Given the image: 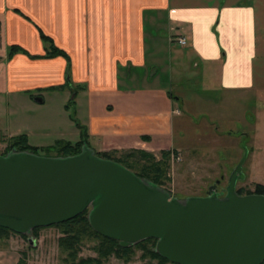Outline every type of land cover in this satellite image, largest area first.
Masks as SVG:
<instances>
[{
	"label": "crops",
	"instance_id": "0c3cea01",
	"mask_svg": "<svg viewBox=\"0 0 264 264\" xmlns=\"http://www.w3.org/2000/svg\"><path fill=\"white\" fill-rule=\"evenodd\" d=\"M40 34L67 58L44 57ZM11 46L20 50L8 56ZM261 66L264 0H0V117L7 124L20 105L57 102L79 136L65 108L73 100L94 152L180 150L173 80L188 70L201 88H217L221 104L261 88ZM16 132L33 145L27 127Z\"/></svg>",
	"mask_w": 264,
	"mask_h": 264
},
{
	"label": "water",
	"instance_id": "95a60500",
	"mask_svg": "<svg viewBox=\"0 0 264 264\" xmlns=\"http://www.w3.org/2000/svg\"><path fill=\"white\" fill-rule=\"evenodd\" d=\"M246 156L224 193L179 199L86 143L68 156L11 150L0 154V226L30 234L88 209L90 226L122 247L154 238V250L176 264H260L264 195L235 189Z\"/></svg>",
	"mask_w": 264,
	"mask_h": 264
},
{
	"label": "rangeland",
	"instance_id": "374dc122",
	"mask_svg": "<svg viewBox=\"0 0 264 264\" xmlns=\"http://www.w3.org/2000/svg\"><path fill=\"white\" fill-rule=\"evenodd\" d=\"M188 72L184 70L181 83L173 80L177 96L175 106L181 110V116L174 119L173 142L181 145V149L171 151L166 158L167 169L160 187L179 199L205 196L211 187L216 193H224L229 176L245 149L243 178L237 179L235 189L246 193L252 192L256 184L264 185V82L261 88L247 92L243 97L231 93L234 94L232 99L220 104L217 88H201L196 75ZM197 95L203 100L212 98L220 106L198 104ZM35 108L20 105L15 116H8L7 124L0 117V153L5 151L8 136L18 133V127H27L29 142L39 147L51 145L63 137L72 141L79 139L76 131H70L64 124L57 102ZM18 115L22 119L17 120ZM122 151L125 150L109 148L100 152H110L118 157ZM152 154L155 161L162 158L161 152ZM62 236L64 234L56 226L42 227L36 235L30 233L26 237L9 233L6 239L0 240V264H17L21 258L24 264H65L70 260V251L59 243ZM99 242L98 237H83L77 244L75 261L98 257L95 247ZM142 253V248L134 247L127 260L111 253L107 258H101V263L158 264L157 259L142 258Z\"/></svg>",
	"mask_w": 264,
	"mask_h": 264
},
{
	"label": "trees",
	"instance_id": "16d2710c",
	"mask_svg": "<svg viewBox=\"0 0 264 264\" xmlns=\"http://www.w3.org/2000/svg\"><path fill=\"white\" fill-rule=\"evenodd\" d=\"M42 40L46 44L44 57L50 58L56 55H62L67 58V55L64 51L55 46L52 40L45 34H40ZM20 50L16 46H11L8 52V56L12 55L13 52ZM22 50V49H21ZM23 51V50H22ZM34 57V56H32ZM50 89L56 87H48ZM73 100H70L68 104H65V108L69 111V115L75 125L79 128V139L75 142L57 139L53 144L48 146H34L28 143L27 137L25 134L11 135L7 138V146L5 151L0 154H6L11 150L15 151H28L35 154H40L38 151L44 152L46 156H68L77 154L81 151L83 144H88L87 133L85 127L82 126L75 118L72 107ZM51 152V153H49ZM97 156L108 158L114 160L128 169L132 170L141 178H146L156 185L160 186L164 182V173L167 169L166 158H169L171 151L162 150V158L155 161L153 154L144 150L139 149H129L122 151L118 157L112 156L110 152H94ZM147 159V161H146ZM142 161V162H141ZM238 194H263L264 195V185L256 184L252 192L242 193L241 189L236 190ZM88 209H85L82 213L78 214L72 219L66 220L61 223H56L50 226H56L61 229L64 236L59 240V243L64 246V249H69L68 258L70 259L65 264H87L93 262L94 264H102L101 258H107L108 255L113 253L116 257L127 260L129 254L131 253L134 247H139L143 249L142 258L149 257L150 259H157L158 264H163L170 262L169 260L163 258L155 250L156 239L147 238L141 241L136 242L135 244L127 247L120 246L119 242L115 239L108 238L96 232L89 224L87 217ZM42 227H36L32 229L31 234L36 235L38 230ZM9 233H14L11 230L0 226V240L6 239L9 236ZM17 234V233H16ZM22 237H26V234H19ZM91 236L98 237L100 239L98 247H95L98 257L96 258H86L80 259V261H75V255L77 250V244L83 240V237ZM35 237V236H34ZM149 245V246H147ZM173 263V262H171ZM17 264H24V261L21 259L18 260ZM176 264V263H174ZM264 264V260L260 263Z\"/></svg>",
	"mask_w": 264,
	"mask_h": 264
},
{
	"label": "built area",
	"instance_id": "2783aa9c",
	"mask_svg": "<svg viewBox=\"0 0 264 264\" xmlns=\"http://www.w3.org/2000/svg\"><path fill=\"white\" fill-rule=\"evenodd\" d=\"M177 42H178L179 44H181V45H184V44L186 43L184 37H178V38H177Z\"/></svg>",
	"mask_w": 264,
	"mask_h": 264
}]
</instances>
